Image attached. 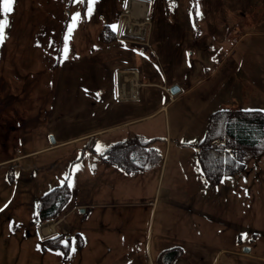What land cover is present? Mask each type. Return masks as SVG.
<instances>
[{"label":"rangeland","instance_id":"rangeland-1","mask_svg":"<svg viewBox=\"0 0 264 264\" xmlns=\"http://www.w3.org/2000/svg\"><path fill=\"white\" fill-rule=\"evenodd\" d=\"M122 4L123 0H13L10 13L0 11V21L7 20L0 41V264H157L152 235L161 206L167 205L157 201L159 167L145 172L146 189L137 198L140 208L118 206L130 199L113 200L108 208L90 201L95 208L87 203L92 208L87 213L76 207L97 192L93 167L102 147L98 143L94 151L86 148L88 138L80 137L83 100L92 95L93 86L106 87L113 79L112 64L125 61L111 56L108 43L100 45L97 36L104 24H110L104 15L117 14ZM197 10L201 16L199 6ZM234 29L231 37H243L224 66L231 62L235 70L219 72V79L212 81L215 88L206 95L199 85L173 100L169 124H159L155 117L146 120L149 128L159 132L169 126L172 138H191L187 127L200 121L196 109L205 96L219 106L231 102L240 109L264 111V38L244 36L246 28ZM220 63L221 59L218 69ZM263 147L264 139L255 152L245 154L239 174L205 182L199 197L204 204L184 200L178 208L171 206L166 216L175 221L173 232L213 241L255 237L264 249ZM168 164L169 160L162 162V172L167 173ZM58 185L66 186L69 199L42 226L53 222L54 229L66 234L59 240L61 247H49L40 234L37 206L40 195ZM137 209L139 227L133 218L128 230L129 211ZM176 212L180 213L174 216ZM161 226L167 229L166 223Z\"/></svg>","mask_w":264,"mask_h":264},{"label":"crops","instance_id":"crops-1","mask_svg":"<svg viewBox=\"0 0 264 264\" xmlns=\"http://www.w3.org/2000/svg\"><path fill=\"white\" fill-rule=\"evenodd\" d=\"M121 6L117 14L104 16L114 30V37L107 45L110 55L124 58L125 61L112 64L113 79L108 81L106 87L104 84L99 88L93 86L92 95L83 100L82 108L85 107V113L80 118L84 129L80 132V137L88 138L85 147L94 151V146L98 143L102 145L101 150L96 151L99 160L93 167V192H97L94 197L88 198L91 200L76 207L87 213L95 208L90 201L95 200L103 208H108L114 205L113 200L130 199L118 206L128 210L140 208L137 198L146 189L148 176L145 172L159 167L156 173V180L159 182L157 201L161 199L167 205L161 206L158 228L155 235H152V243L157 252L154 251L155 258L162 249L179 246L183 254L172 264H264V249L255 237L244 241L242 235H236L232 238L228 236L230 239L224 238L227 241H213L193 234L182 235L173 232L175 221L166 216L171 212V206L178 208L186 202L184 200H191L193 205L205 203L199 197L204 193L205 182L208 181L197 162L198 142L205 133L209 113L215 107L240 108L231 102L219 106L213 98L205 96L196 109L200 121L193 120L187 127L191 138H172L174 134L169 126L155 132L147 126L146 121L156 117L159 124L162 121H168L169 124V110L173 100L188 94L199 85H203L206 95L215 88H212V81L219 79L216 77L219 72L221 74L225 69L227 75L235 70L231 62L226 66L224 64L235 53V45L243 36L233 38L231 33L234 28L242 27L248 32L244 36L256 34L264 38V0H123ZM197 6L200 7L201 16H198ZM246 8H249V12H246ZM98 41L105 46L100 39ZM174 83L179 86V90L171 93L169 87ZM228 105L231 107H227ZM134 137L148 140L146 149L156 151L160 159L151 166L131 171L103 159L105 151L113 143ZM157 140L162 142L158 144ZM141 148L143 150L142 146ZM174 148L182 152L177 154ZM137 155L134 157L139 158ZM140 158L137 162H146L144 155ZM168 160V171L162 172V162L166 164ZM182 167H187L188 170ZM239 173H232V176ZM225 176L227 174L222 175L217 182ZM134 179L139 184L131 181ZM128 182L133 183L126 184ZM176 199H181L182 202ZM87 203L92 204V208ZM139 212L140 209L136 213L129 211L128 230L133 228V218V224L139 227L136 217ZM178 213L180 212H176L174 216ZM164 223L167 229L162 231L161 225ZM41 227L40 222L42 237L58 231L54 229L46 233ZM241 231L242 234L245 233L243 229ZM146 238L149 245L150 236ZM244 245H248L250 250H242Z\"/></svg>","mask_w":264,"mask_h":264},{"label":"trees","instance_id":"trees-1","mask_svg":"<svg viewBox=\"0 0 264 264\" xmlns=\"http://www.w3.org/2000/svg\"><path fill=\"white\" fill-rule=\"evenodd\" d=\"M98 37L102 43H108L114 37V30L106 23ZM264 139V111L260 109L219 108L208 116L203 137L198 142L197 162L205 179L217 182L224 174H232L244 167L247 153L255 152L257 143ZM149 141L138 137L117 141L104 153L103 159L114 162L126 171L151 166L160 155L146 146ZM143 147V150L141 148ZM264 149V147H263ZM144 155L146 162L138 163L135 155ZM137 155V156H138ZM69 199L66 186L52 187L39 197L37 217L47 220L57 214ZM62 233L44 238L49 247H61ZM183 254L182 248L172 246L162 249L157 256V264H172Z\"/></svg>","mask_w":264,"mask_h":264},{"label":"snow or ice","instance_id":"snow-or-ice-1","mask_svg":"<svg viewBox=\"0 0 264 264\" xmlns=\"http://www.w3.org/2000/svg\"><path fill=\"white\" fill-rule=\"evenodd\" d=\"M12 5L13 0H0V6H2L0 7V11H2L4 14L10 13L12 11ZM73 19L75 20L76 18L74 17ZM6 24V19L4 21H0V41H2L4 38V27ZM65 39L67 40V37Z\"/></svg>","mask_w":264,"mask_h":264},{"label":"water","instance_id":"water-1","mask_svg":"<svg viewBox=\"0 0 264 264\" xmlns=\"http://www.w3.org/2000/svg\"><path fill=\"white\" fill-rule=\"evenodd\" d=\"M179 90V86L177 85V84H172V85H170V87H169V91L171 92V93H175V92H177ZM82 211H83V209L82 208H80ZM242 250H244V251H249L250 250V247L249 246H243L242 247Z\"/></svg>","mask_w":264,"mask_h":264},{"label":"bare ground","instance_id":"bare-ground-1","mask_svg":"<svg viewBox=\"0 0 264 264\" xmlns=\"http://www.w3.org/2000/svg\"><path fill=\"white\" fill-rule=\"evenodd\" d=\"M54 224L53 222H46L45 224H43V226L45 225L44 227V231L47 233V232H51L54 230ZM42 226V227H43Z\"/></svg>","mask_w":264,"mask_h":264}]
</instances>
